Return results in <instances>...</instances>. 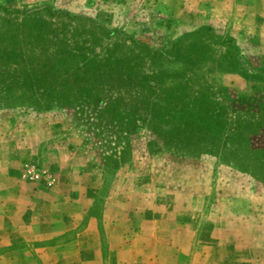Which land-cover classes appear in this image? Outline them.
I'll list each match as a JSON object with an SVG mask.
<instances>
[{
  "label": "rangeland",
  "instance_id": "374dc122",
  "mask_svg": "<svg viewBox=\"0 0 264 264\" xmlns=\"http://www.w3.org/2000/svg\"><path fill=\"white\" fill-rule=\"evenodd\" d=\"M0 6L9 10L0 11V22L18 25L38 18L60 31L65 25L84 31L99 24L114 36L113 46L120 43L124 48L167 49L186 34L212 28L224 39L233 38L253 73L264 76V0H0ZM68 44L75 47L73 42ZM167 69L181 67L169 65ZM206 70L209 101L215 111L191 116V129L185 131L163 119V130L157 131L150 112L134 97L121 95L126 99L119 102L122 117L110 122L93 107L48 104L34 92L8 95L5 70L0 69V130L4 135L14 132L18 140L35 135L39 141L47 127L84 135L75 136L74 141L88 145V173L96 170L102 178L92 209L100 215L114 205L122 217L113 232V215L103 216L104 258L112 242L121 250L128 243L134 245L118 254L125 260L111 255L112 264H237L219 261L227 252L220 233L225 226L220 222L212 221L210 231L198 237L201 216L191 214L197 208L233 219L235 225L232 230L228 226V234L240 247L232 253H245L256 238H264V81ZM143 71L152 73L148 68ZM198 90L195 86L191 101ZM134 113L146 118V123L136 124ZM35 171L45 173L37 181L47 178L48 187L58 184L54 173ZM49 177L55 179L52 186ZM203 179L210 184L204 196L197 190ZM131 208L137 212H130ZM140 209L149 211L144 215ZM204 253L212 259L197 260Z\"/></svg>",
  "mask_w": 264,
  "mask_h": 264
},
{
  "label": "trees",
  "instance_id": "16d2710c",
  "mask_svg": "<svg viewBox=\"0 0 264 264\" xmlns=\"http://www.w3.org/2000/svg\"><path fill=\"white\" fill-rule=\"evenodd\" d=\"M0 11L9 12L1 6ZM113 37L99 24L84 31L65 25L60 31L38 18H28L18 25L0 22V69L5 70V93L34 92L48 104L58 102L73 109L93 107L110 122L122 117L119 102L126 101L121 97L124 94L143 102L157 131L163 130L166 118L169 126L184 127L185 131L191 129V116H208L215 111L209 101L205 68L264 81V76L254 74L244 61L235 40L224 39L212 28L186 34L162 50L144 45L124 48L120 43L113 46ZM72 42L74 48L68 44ZM169 65L181 69L168 71ZM145 68L152 73H144ZM195 86L199 90L191 101ZM132 116L136 124L146 123L142 115Z\"/></svg>",
  "mask_w": 264,
  "mask_h": 264
},
{
  "label": "crops",
  "instance_id": "0c3cea01",
  "mask_svg": "<svg viewBox=\"0 0 264 264\" xmlns=\"http://www.w3.org/2000/svg\"><path fill=\"white\" fill-rule=\"evenodd\" d=\"M47 128L39 141H35V135L18 140L14 132L8 136L0 130V264H112L111 255L125 260L118 254L132 248L134 245L130 243L121 250L112 242L109 256L104 258L103 216L113 215V232L122 217L114 205L100 215L92 209L100 194L102 178L96 170L88 173L85 158L88 145L74 141L75 136L84 138V135ZM61 136L66 139H59ZM2 149H8L9 153L3 154ZM28 168L54 173L58 184L48 187L47 178L29 180L25 176ZM209 186L208 179H203L197 183V190L204 196ZM111 200L119 201V197L111 196ZM197 210H191V214L201 216L198 237L210 231L212 221L225 226L220 233L227 252L220 255L219 261L264 264V238H256L245 253H232L234 247H240L228 234L235 225L233 219L204 207ZM132 211L137 212L135 208ZM148 211L140 209L139 213L146 215ZM157 212L165 214L162 208H157ZM211 259V254L204 253L197 260Z\"/></svg>",
  "mask_w": 264,
  "mask_h": 264
},
{
  "label": "built area",
  "instance_id": "2783aa9c",
  "mask_svg": "<svg viewBox=\"0 0 264 264\" xmlns=\"http://www.w3.org/2000/svg\"><path fill=\"white\" fill-rule=\"evenodd\" d=\"M44 174H45L44 172H42V171H35V169H28L25 172V176H27L29 178V180H32V181H37V180L41 179L44 176ZM49 178H50V180H49V186L54 185L55 179L54 178H51V177H49Z\"/></svg>",
  "mask_w": 264,
  "mask_h": 264
}]
</instances>
